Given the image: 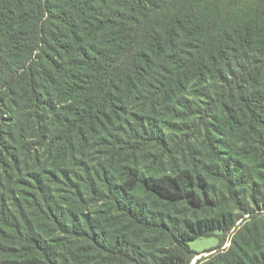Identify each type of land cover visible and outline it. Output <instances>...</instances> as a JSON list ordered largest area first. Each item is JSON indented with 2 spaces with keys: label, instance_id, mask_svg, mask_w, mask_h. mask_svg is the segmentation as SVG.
<instances>
[{
  "label": "trees",
  "instance_id": "1",
  "mask_svg": "<svg viewBox=\"0 0 264 264\" xmlns=\"http://www.w3.org/2000/svg\"><path fill=\"white\" fill-rule=\"evenodd\" d=\"M260 211L264 0H0V254L264 264Z\"/></svg>",
  "mask_w": 264,
  "mask_h": 264
},
{
  "label": "rangeland",
  "instance_id": "2",
  "mask_svg": "<svg viewBox=\"0 0 264 264\" xmlns=\"http://www.w3.org/2000/svg\"><path fill=\"white\" fill-rule=\"evenodd\" d=\"M115 152H112L110 149L107 148H101L100 146L95 147L92 150V163H99L102 164L105 160L104 158L106 157H111V159H118V155L116 154L118 152V150L116 148ZM130 153L127 154L125 153L124 156H122V160L123 158H130ZM262 215H264V212L260 211ZM249 214H246L244 217H242L239 222L238 225H241V223H244V218L248 217ZM233 233L230 232L228 235H226V242L223 246L221 245V239L222 237H224L223 233L218 232L216 235L214 236H209V237H200L198 239L192 240L189 242L190 247L196 251V255L193 258L191 264H196V262L199 259L205 258L207 256H210L211 254L215 253L216 251L226 248L230 245L231 241L229 240V237ZM0 264H23L22 258L20 259L19 257H15V256H9L6 254H0Z\"/></svg>",
  "mask_w": 264,
  "mask_h": 264
}]
</instances>
